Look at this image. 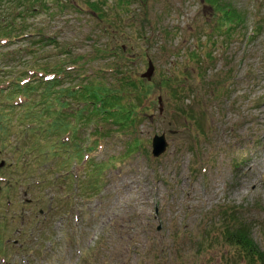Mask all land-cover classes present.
<instances>
[{
	"label": "rangeland",
	"instance_id": "374dc122",
	"mask_svg": "<svg viewBox=\"0 0 264 264\" xmlns=\"http://www.w3.org/2000/svg\"><path fill=\"white\" fill-rule=\"evenodd\" d=\"M76 1L83 10L50 1L56 14L42 22L55 40L39 61L68 58L55 49L69 46L85 54L81 72L107 84L112 74L95 73L108 62L141 75L150 59V96L132 100L148 115L140 144L129 151L130 134L102 117L79 125L82 103L70 98L62 109L74 133H24L10 114V133H0V264H247L223 241L218 214L237 207L264 247V0H223L243 17L228 33L208 0H95L99 16ZM161 132L168 148L154 158Z\"/></svg>",
	"mask_w": 264,
	"mask_h": 264
},
{
	"label": "trees",
	"instance_id": "16d2710c",
	"mask_svg": "<svg viewBox=\"0 0 264 264\" xmlns=\"http://www.w3.org/2000/svg\"><path fill=\"white\" fill-rule=\"evenodd\" d=\"M50 1L60 11L68 7L83 10L76 0H0V133H10V114L15 116L24 133L46 130L47 127L57 132L63 126L76 131L77 127L65 119L66 114L71 113L62 109L67 107L70 98L82 103L80 109L76 110L77 114L73 113L79 125L95 123V117L107 119L110 124L130 134L129 151L138 149L140 141L135 135L136 126L148 115L132 100L137 103L147 99L150 96L148 85L140 75L126 72V63L121 69L111 62L104 66L103 71L97 69V75L112 74L114 83L100 82L93 77L94 74L85 75L81 72V60L85 54L72 53L69 46L55 49L56 53H65L68 58H62L55 64L40 62L39 59L43 58L39 56L41 54L49 58L51 49L48 46L55 40L49 33L50 29L42 22V16L49 19L56 14L50 7ZM208 1L216 5L215 16L220 13L217 22L227 30L226 33L243 20L230 2ZM87 2L91 11L101 15L102 10L95 0ZM108 52L117 55L114 49L112 51L105 47H95L93 51L99 57L106 56ZM120 52L124 55L123 50ZM67 80L69 83L64 85L63 82ZM54 84H60L59 88H53ZM95 131L100 134L99 138L103 136L101 130ZM99 138H96L95 146ZM52 152L57 153V150L53 149ZM218 219V230L223 241L236 247L235 258L241 257L247 264H264V247H260L253 238L250 223L241 218L237 207L223 209ZM208 237L212 240V236Z\"/></svg>",
	"mask_w": 264,
	"mask_h": 264
},
{
	"label": "water",
	"instance_id": "95a60500",
	"mask_svg": "<svg viewBox=\"0 0 264 264\" xmlns=\"http://www.w3.org/2000/svg\"><path fill=\"white\" fill-rule=\"evenodd\" d=\"M148 68L146 69L145 72H143V74H141L142 77L144 78H150L153 74V69H154V66H153V62H151L150 59H148ZM158 102L160 104L159 106V113L162 112L163 110V105L161 104L162 102V96L159 95L158 96ZM167 139H166V136L164 134V132L160 133V135H157L155 134L152 138V153L154 156H159L161 155V153H163L166 149H167Z\"/></svg>",
	"mask_w": 264,
	"mask_h": 264
}]
</instances>
